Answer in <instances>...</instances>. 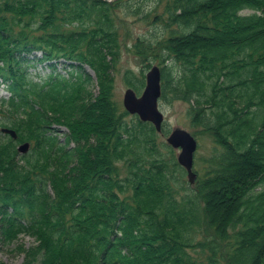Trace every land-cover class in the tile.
I'll return each mask as SVG.
<instances>
[{
	"label": "trees",
	"instance_id": "trees-1",
	"mask_svg": "<svg viewBox=\"0 0 264 264\" xmlns=\"http://www.w3.org/2000/svg\"><path fill=\"white\" fill-rule=\"evenodd\" d=\"M108 5L105 0H0V79L9 94L7 100L0 99V129L9 128L17 135L16 140H12L0 133V142L7 143V149L25 167L19 180L9 177L7 181H0V228L29 236L40 233V245L32 251L33 258L34 254L42 252L43 258L37 264H171L172 257V263L186 264L189 261L179 253L183 249L177 247L178 242L172 238L178 227L164 224V221L177 220L179 210V201L168 184L159 186L153 179V175L164 174L154 172L151 164L147 168L144 162L132 158L127 178L119 181L111 167L113 159L133 152L131 140L142 142L140 151L147 147L145 142L150 146L157 134L150 123L141 122L137 116H132L130 124H126L123 116L128 117V114L123 111L117 115L111 101L108 69L112 62L106 57L114 56L117 38L110 31L112 25L102 28L100 33L97 31L104 21L109 22L107 11L111 7ZM260 8L264 10L261 0H166L167 25L174 28L169 30L170 37L163 53L157 55L160 62L156 65L161 74L159 101L170 103L180 97L188 102L193 100L197 108L192 111L201 126L203 122L215 125L213 123L217 121L216 125L224 129L226 115L221 118L222 115L217 114L211 120L204 107L211 108L212 105L216 110L220 109L228 93L217 87L221 97L211 98L215 78L211 77L212 72L208 73L207 64L214 62L211 63L212 59L206 62V55L198 59L194 52L208 50L215 54L228 42L248 40L246 37L253 41L258 32L264 31V19L257 13ZM244 10H250L252 14H239ZM70 22L89 24V28L66 27ZM250 22L252 24L245 25ZM239 33V39L229 37ZM199 41L202 42L198 44ZM195 47L203 48L194 50ZM243 52L247 53V50L243 49ZM57 64L63 66L65 74L57 72ZM42 66L48 68L49 73L38 82L32 81L30 71ZM85 67L97 76L100 95L96 102L87 104L89 110L98 111L93 116L100 121L95 126L93 120H80L87 126L84 132L73 120L74 142L82 141L84 147L67 151L64 158L75 157L77 165L69 170L72 176L65 175L60 179L63 159H54L62 145L52 130V126L60 123H50L49 119L43 121L42 118L47 113L60 117L73 104L77 107L83 102L80 93L88 83ZM151 67L152 64L148 65L149 69ZM244 76L246 81L250 80L248 71ZM143 79L137 81L132 77L128 84L139 93L144 87ZM248 84L250 82L242 89L246 90ZM252 93L248 95L252 98L249 106L260 98L259 93ZM261 102L264 105V96ZM220 112L224 114V107ZM260 112V108L254 111L253 124L259 125ZM231 120L229 127L237 136L225 145L232 153L225 154L222 148L218 158L212 156L208 160L211 171L205 168L204 176L195 181L194 197L203 203L202 212L208 224L216 225L215 229L223 225L235 228L234 238L241 233V241L235 243L232 252L236 264H264V163L252 164L246 154H240L244 160H237V163L243 167L252 164L254 170L234 169L238 165L231 161L233 156L236 157L233 150L236 146L254 144L256 132L255 135L251 131L247 133L251 124L240 122L241 118L232 117ZM62 123L66 127L67 120ZM250 129L253 130L252 126ZM167 132L162 128L163 135ZM254 140L258 149H263L264 140ZM21 142L30 145L28 153L22 156L17 152ZM104 142H109L111 147L108 149ZM258 152L251 151L253 155ZM173 166L181 168L177 162ZM48 185L54 195L52 199L47 192ZM143 185H150L149 196L157 195L155 204L160 209L159 214L141 212L140 209L150 205L143 201ZM127 187L134 188L131 200L119 201L115 197H118L116 191L126 193ZM258 187L262 189L255 195L259 200L256 203L251 197ZM100 194L111 204L103 205ZM213 197L224 198L227 206L221 214L210 218L207 206ZM213 208L212 204L211 214ZM247 219L250 222L245 224ZM244 225L248 235L240 231ZM238 251L241 254H237Z\"/></svg>",
	"mask_w": 264,
	"mask_h": 264
},
{
	"label": "rangeland",
	"instance_id": "rangeland-1",
	"mask_svg": "<svg viewBox=\"0 0 264 264\" xmlns=\"http://www.w3.org/2000/svg\"><path fill=\"white\" fill-rule=\"evenodd\" d=\"M105 1H107V3L110 4L108 6L111 7L110 10L107 11L109 22L104 21L103 25L99 26L97 31L100 33L102 28L106 29L107 25H112L113 29H110V31L113 33V36L117 38L115 41L116 47L114 56L109 55L106 59L107 61L112 62L108 69L111 82L109 91L111 101L115 106L118 115L125 111L122 105L124 92L126 89H132L128 84L129 79L132 80V77H134L135 80L140 81L144 78L143 80L145 84V75L147 71H149L148 65L152 64V66H157L156 63L158 64L160 62V56L157 55L164 49L163 47L166 45V40L170 37L169 30L172 27L174 28V26L167 25V15L164 13L166 0H161V2H154L152 0ZM261 2H264V0H261ZM64 10L66 11L65 8ZM239 12V14H252L250 10ZM257 13L264 19L263 9L260 8ZM250 24H252V22L246 23L245 25ZM78 26L85 29L89 28V24L84 25L83 23L80 24L76 22L75 24L71 22L66 24V27L69 28ZM240 34L241 33L232 34L229 37L239 39ZM255 36L256 38L253 41H248L249 38L246 37L248 40L228 42L226 45H223L221 50L219 49L220 51L217 50L219 53L215 54L213 51L210 52L208 50L204 51V53L194 52V50L203 47H195L192 51V53H196V57L198 55V59H200L201 55H206V62L207 60L212 59L213 61H211V63L214 62L216 64H207L209 66L208 73L212 72L213 76L211 77L215 78V85L212 88V91L214 92L213 94H210L211 98L215 100L216 98L221 97V93L217 92V87L222 89V92L228 93V97L223 99V106H221L220 109L216 110L212 105L210 106L211 108L204 107L205 111L208 110L207 114L211 120H213L217 114L222 115L221 118L226 115L224 117L226 126L224 129L220 127L219 124L216 125L217 121L213 123L215 125L203 122V126H201V121L197 120L195 111H192L193 108H197L195 101L193 100L188 102L181 97L175 98L170 103H166L165 100H160L158 102V109L163 115V123L159 133L154 129L157 136L153 138L150 146L149 143L145 142L147 147L144 146V150L140 149L139 151L138 148L143 145L142 142L131 140L130 144L134 147L132 150L133 152H127V156L115 158L111 162L115 178L119 181H124L127 178L128 165L132 158L137 161L140 160L141 163L144 162L147 168H150L151 164L154 168V172L157 171L164 174L162 176L153 175V179L155 180L156 185L159 186H162L161 183L166 182L170 190L174 193L177 201H179L178 219H172L170 222L164 221V224L168 227L172 225L178 227L176 236L172 238L178 242L177 247L181 246L183 249L179 253L189 261V263L186 264H236L237 259L232 257V252L235 243H238L239 240L241 241V233H238L236 238H234V233H236L235 228L223 225L215 229L216 225L207 223L208 220L205 217L204 212H202L203 203L194 197L195 182L193 186L186 185L187 179L185 172L181 168H175V166H173L174 163H176V157L179 150L170 148L166 144V138L169 133L176 128L187 131L194 138L196 142V149L193 154V173L196 176L195 181L204 176L205 168H207L208 171H211V166L209 167L207 162L208 160L210 161L212 156L218 158L219 154H221L220 150H222V148L225 150V154L232 153V151H230L231 148L228 147L227 144L225 145L226 142H233V139L237 136V133L233 132L228 124L229 122H232V117L233 119L238 118V120L241 118V120H239L240 122L246 121L248 122V125L251 124L247 133H249V131L253 132V134L256 132L254 138H256L257 141L264 140V109L262 108L264 105L261 102V98L264 96V31L258 32ZM194 40L198 41L197 39ZM201 42L202 41H199L198 44ZM243 49H246L247 53H244ZM215 57L217 58L214 59ZM223 65L224 70L221 69ZM62 67V65L57 64V72L59 71L61 74H65V70ZM157 67L159 68V66ZM246 71L251 75L250 80L248 81H246L244 76ZM48 72V68L38 67L37 69L30 71V78L33 81H37L38 77L43 78ZM84 72L87 74V77L85 76V78H87L88 83L84 91L80 93V95L82 94L81 96H83V102H79V106L77 107H74L75 104H73L71 107L67 108L69 111L60 117L52 113H47V115L42 118L43 121L49 119L50 123H53L54 121L60 123L58 126H52L56 140L58 139L62 145L61 150L57 154L58 157L54 159L55 161L63 159V167L59 174L60 179L66 177L65 175L72 176L69 174V170H71L73 165H77V159L75 157L71 158V160L64 158L67 155V151L72 150L71 152H73L77 149L81 150L84 147L82 141L74 142L75 132H73L71 127L74 124L73 120L78 127L80 126L84 130V132L87 131V126L81 124V122H79L80 120L83 118H85V120H93V125L95 126H98L97 122L100 121V119L97 120L96 116H93L96 115L98 111H96V109L92 110V108L89 110L90 106H88L89 104L91 105L96 102L100 95L97 76L87 67L84 68ZM223 72L225 74L221 77ZM227 78H229V82H227ZM222 82H225V84L222 85ZM249 82L250 84H248L246 90L242 89L245 88V84ZM142 90L139 93L133 91L136 96H139ZM252 92L259 93L258 97L260 98L256 99L253 105L249 106L248 104H250L252 98L248 95ZM4 96H7L6 92L0 85V97ZM87 101H90L89 104H87ZM222 107H224V114L220 112ZM259 108L261 109L260 113L262 114V117H259L258 122L261 126L251 122L254 117V111L257 112ZM89 113L92 116L91 118ZM132 116L135 115L128 114V117L124 115V122L130 124V118ZM33 118L34 119L32 120H35L36 117ZM65 120H67L66 127L61 125ZM90 125H92V123H90ZM251 126L253 130L250 129ZM162 128L166 132L168 131L167 135L161 133ZM71 131L72 135L70 136ZM246 136L249 137L250 134H246ZM254 138V144H251L250 146L243 144L241 147H237L235 145L236 148L233 152L236 154V157L233 156V160H231L238 165L235 166V170L242 171L243 169L245 172H252L254 170L251 166L252 164L257 165V162L258 164H262L261 162L264 163V158L261 157L264 154L260 153L264 152V147L263 149L260 148L261 150L258 149L257 142ZM104 145L108 147V149L111 147L109 142H106ZM7 148V143L0 142V181H7L9 177H15L14 179L19 180V176L22 174V171L25 170V167L21 161H17V159L14 158ZM255 150L260 152L253 155L251 151ZM46 153H48V151H46ZM240 154H246V157L249 158V161L252 164L244 165V167L239 165L237 160H240V162L244 160ZM50 157L53 158L51 155ZM17 164L18 167L16 166ZM157 164H159V166H157ZM26 168L29 170L28 167ZM149 186L150 185L147 187L144 185L142 186L145 193L143 201L149 202V208H143L140 210L143 213H147L146 211H148V214H159L158 211L160 209L155 204L157 195L153 196V194L150 193L151 196H149V194H147ZM133 189V187L131 189L127 187L126 193H121L117 190L118 197L116 195L115 197L122 202L124 199L129 200L130 198L131 200ZM260 189L262 188H255L252 193L253 196L251 198H253V200L256 199V203L259 202V200L255 198V195L261 192ZM47 192L50 199H52L54 195L49 185L47 186ZM148 196L149 199L147 200L146 197ZM104 199L105 197L100 194L99 200L100 202L102 201L103 205L111 204L110 201L107 200L106 202ZM207 201L209 200L207 199ZM225 202L224 198L217 199L216 197H213L210 199L207 206V208L210 209V218H215L216 214L218 215V213H222V210L227 206V203ZM212 204L214 208L212 210L213 213L211 214ZM164 205H166V201H164ZM155 219L157 223L158 218L155 217ZM249 222L250 219H247L245 224ZM246 230V225L240 229V231H243L248 235V231ZM40 238V233L29 236L24 233L18 234L11 230H1L0 264H25L26 262L31 264L39 263L43 258L42 252H39L38 254L36 253L37 255L34 254L35 257L33 258L32 251L39 247ZM246 238L248 239V236H246ZM237 247L240 248L241 243ZM239 251H241V249H239ZM239 251L236 253L241 254ZM35 252H37V250H35L34 253ZM171 260L174 261V257H172ZM172 261L171 264H176L172 263Z\"/></svg>",
	"mask_w": 264,
	"mask_h": 264
},
{
	"label": "water",
	"instance_id": "water-1",
	"mask_svg": "<svg viewBox=\"0 0 264 264\" xmlns=\"http://www.w3.org/2000/svg\"><path fill=\"white\" fill-rule=\"evenodd\" d=\"M160 78L159 68L151 67L145 75V86L141 95L137 97L132 89H127L122 99L123 108L128 114L137 115L140 121L152 124L158 133L163 122V115L158 109V99L161 93ZM1 131L12 138L16 137L12 130L2 129ZM166 143L174 149H180L177 163L185 170L188 183L193 185L196 177L192 171L193 154L196 149L194 138L188 132L176 128L166 138ZM27 148L28 145L24 144L18 148V151L25 153Z\"/></svg>",
	"mask_w": 264,
	"mask_h": 264
},
{
	"label": "bare ground",
	"instance_id": "bare-ground-1",
	"mask_svg": "<svg viewBox=\"0 0 264 264\" xmlns=\"http://www.w3.org/2000/svg\"><path fill=\"white\" fill-rule=\"evenodd\" d=\"M88 103L90 102V101H87ZM2 229L0 228V231H1Z\"/></svg>",
	"mask_w": 264,
	"mask_h": 264
}]
</instances>
